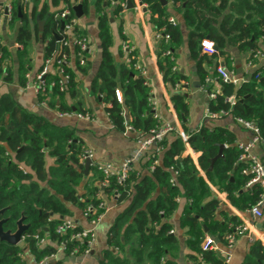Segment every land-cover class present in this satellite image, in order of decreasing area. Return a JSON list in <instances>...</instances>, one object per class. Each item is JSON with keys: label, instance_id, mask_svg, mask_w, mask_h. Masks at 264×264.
I'll use <instances>...</instances> for the list:
<instances>
[{"label": "trees", "instance_id": "1", "mask_svg": "<svg viewBox=\"0 0 264 264\" xmlns=\"http://www.w3.org/2000/svg\"><path fill=\"white\" fill-rule=\"evenodd\" d=\"M78 1L81 0H53L54 5L63 7L48 16L46 9L38 13L36 9L26 7L21 0L11 2L10 21L21 20L17 40L22 45L19 53V73H22L23 85L29 81L26 75L30 63L28 47L34 36L46 43L45 59L56 61L65 55L70 60L69 46L64 45V42L71 37L65 28H62L61 15L66 9L72 12L64 19L65 24L77 17L74 4ZM114 1L117 3L113 4ZM140 1L148 5L156 30L164 36L170 35L168 44L166 39H162L165 45L162 48L164 52L170 50L172 56H163L160 53L159 66L164 73V79L172 88L178 83L181 84L180 88L174 90L172 100L179 117L182 120L187 119L188 101L181 89L189 81V76L172 70L176 65L175 59L172 58L177 56L176 51L183 43L181 27L177 22L170 20L168 9L160 0ZM171 1L176 10L182 12L185 24L190 28L189 47L193 56L198 58L197 74L203 84L209 76L204 63H212L206 56H199L203 38L213 39L222 54L226 53L228 44L238 46L241 51H249L253 56L261 50L260 44H264V0ZM82 3L87 12L89 0H82ZM122 3H127V0H96V5L102 9L98 24L102 63L95 87L104 95L113 125L121 131H126L127 127L131 126L132 131L143 136L159 124L154 117L155 112L150 101L153 95L152 85L134 66L136 57L118 67L111 50V19L125 10L126 6ZM38 18H46L42 30L39 29ZM74 33H81L77 26ZM77 63L79 68L83 67L78 57ZM65 69L71 74L68 88L61 90V76L50 71L44 77L46 88L39 92L40 99L47 100L49 94L59 98L66 93L75 96L76 83L72 67L66 66ZM13 73V68L3 62L0 66V79L10 82L13 80ZM219 80L221 92L211 99L209 111L220 113L230 110V114L233 113L236 118L256 121L264 139V68L255 71L250 81L239 85L224 82L222 77ZM119 87L123 91L122 102L117 101L115 96ZM208 91H211V87H208ZM230 97L235 98L234 104L229 100ZM55 102L52 101V105H55ZM59 110L62 113L73 112L70 107L62 105ZM78 111L80 114L88 112L83 107ZM235 140L236 135L223 126H203L196 133L190 134L189 144L201 152L197 166L192 157L184 156L187 144L181 135L176 134L169 139L167 136L159 144L161 153L154 152L143 163L144 168L148 170L146 173H143V168L133 167L124 182L113 176L104 186L100 183L106 179L103 170L91 164L90 171H94L98 176H93L92 182H87L84 192L80 194L79 185L86 177L84 155L87 148L76 134V129L53 125L45 117L27 111L12 95L2 94L0 201L2 207L9 206L7 212L12 214L13 220L22 214L27 216L31 228L25 235H47L49 240L51 239L52 242L44 247L38 245L35 239L27 240L37 261H40L55 253V243L59 246L65 243L68 255L76 247L79 252L87 249L86 242L71 240L73 230L58 231L66 218L73 215L66 202L84 210L88 205L96 207V213L88 217V220H91L104 211L100 207L103 199L99 197L98 192L106 191L114 195L118 192V203L130 200V204L111 227L108 247L99 264H177L168 257L179 245L177 236L170 233L174 228L171 216L179 206V198L184 196L190 203L185 207L181 225L189 235L188 246L192 251L191 255L198 262L202 259L212 264H224V260L214 251L202 249L206 236L203 223L208 224L209 230L224 240L242 222L235 215H225L223 220L216 219L223 213L218 212L221 203L215 198L206 201L211 195V189L200 171H205L210 181L224 183L223 189L227 192L229 200L239 208L246 209L256 203L262 189L259 184L247 186L251 175L245 173L247 165L240 161L242 150L235 144ZM222 144L226 145L224 156L218 158L210 169ZM156 160L158 163H155ZM231 173L235 175V180H231ZM44 227H48L49 231H43ZM117 247L119 251L115 249ZM123 252L128 254L124 256ZM24 253L20 246L6 249L1 245L0 264H23L27 262ZM49 264L64 263L51 261ZM245 264H264V245L260 241L257 240L253 244Z\"/></svg>", "mask_w": 264, "mask_h": 264}, {"label": "crops", "instance_id": "2", "mask_svg": "<svg viewBox=\"0 0 264 264\" xmlns=\"http://www.w3.org/2000/svg\"><path fill=\"white\" fill-rule=\"evenodd\" d=\"M14 0H0V48L3 51L4 63L14 70L13 80L7 82L0 79V95L10 94L13 98L27 111L45 117L53 125L59 127H70L76 129V134L84 141L85 146L93 154L94 166L112 163L119 168L126 157H128L136 148L137 140L141 137L138 132L121 131L117 129L110 120L107 112V104L104 100V95L101 90L95 87L97 73L102 63L101 41L99 37V18L102 9L96 5V0H89L87 12L84 9L82 17H77V27L82 34L89 37L90 53L88 55L87 63L82 67H78L76 46L69 45V54L71 60V67L76 83V94L72 97L66 93L62 98L47 95V100L40 99L39 93L36 92L32 83L23 85L21 83L22 73H19V53L22 50V45L18 43L17 34L21 25V20L11 22L8 20L5 13V5ZM135 7L125 10L118 16L111 19V31L113 36V44L111 47L114 60L119 67L127 61L126 53L122 48V40H128L135 47V57L146 70L149 83L152 85L153 96L158 103V112L160 113L164 122L170 123L175 130L168 134V139L179 134V132L186 135L196 133L203 126L215 127L223 126L228 128L236 135V145L246 143L253 137V132L246 128L242 123L237 121L236 116L231 113L217 118L208 116L209 104L211 101L210 92L221 88L220 75L217 72V66H224L228 71L232 72L235 77L239 78L241 82L250 81L255 71L264 68V44H260L261 54L253 56L249 51H241L238 46L228 44L225 48L226 53L220 52L219 46L215 43L216 52L213 54L206 53L202 50L200 57L206 56L210 62L204 63L209 71V76L206 77V83L201 81L197 74L198 58H195L189 47V31L190 28L185 24L182 12H178L171 0L167 4L169 18H174L175 22L179 24L182 31L183 43L176 51L175 62L178 67V72H182L189 76L182 87V92L185 94L188 101V118L182 120L174 106L172 95L175 87L172 88L170 84L164 79V73L159 66L160 53L164 55L163 42L156 38V28L151 20V11L147 4L140 0H133ZM82 2L78 1V3ZM26 7L36 9L38 13L46 9L47 16L59 11L63 5H54L53 0H30ZM83 5V3H82ZM231 11V10H230ZM46 16V18H47ZM46 18L40 19L44 23ZM43 23V25H44ZM39 26V25H38ZM203 39H211L209 37ZM214 41L213 39H211ZM168 44V40L166 41ZM215 42V41H214ZM45 46L46 43L41 38L34 36L28 47V57L30 63L28 64L29 81L33 82L35 75L41 71L45 61ZM163 56H161L163 58ZM251 61V63H250ZM173 66V67H174ZM50 71L55 73L57 71L56 65H52ZM176 72V71H175ZM216 74V75H215ZM218 74V75H217ZM198 81L200 87L193 83ZM185 82V81H184ZM211 87V91H208ZM178 89V88H177ZM52 101H56L52 105ZM70 107L73 112L62 113L60 106ZM86 109L91 117L81 118L78 116V109ZM186 128V129H185ZM184 156H190L197 166H199V157L201 152H198L192 147L189 142ZM226 147V145H225ZM158 147H152L147 151L144 157L134 164V168H143V173L148 170L144 168L143 163L149 159V156L156 152ZM253 154L257 155L264 163V140L260 141L253 148ZM161 153V152H160ZM92 164V165H93ZM202 177L205 178L210 185L211 195L206 201L217 199L221 203L219 214L216 219L223 220L225 215H235L238 219L246 224L252 236L251 240L248 236L239 237L232 248H228L225 238L224 240L218 236L217 233L209 230L208 224L203 223L205 235H210L216 241V250L214 252L221 259H225V253L231 254V260L224 262V264H245V260L251 253L253 244L258 240L264 245V216L257 218L249 208L242 209L234 205L228 198L227 192L223 187L224 183L219 181L212 182L208 179L206 172L201 170ZM97 175L94 171H90L85 175V179L79 185V193L84 192L86 183L92 182L93 176ZM98 176V175H97ZM231 180H235V175L231 173ZM106 205L103 217L97 224V235L94 245L91 247L89 253H77L68 255L56 243L53 245L56 249L55 257L52 259L54 263L63 261L64 264H99L103 259V253L108 247V237L111 227L114 225L118 216L128 207L130 200L118 203L117 197L114 194L106 191H100ZM240 202V199L237 198ZM179 206L171 216V221L174 226L172 235H176L179 240V245L176 249L169 253L168 257L174 260L177 264H198L199 262L191 255V249L188 246L189 235L186 233V228L181 225V217L184 213L185 207L189 205V201L184 197L179 198ZM67 207L73 212V215L68 216L80 227H90V221L85 216L84 209L79 206L66 202ZM264 211V205H263ZM47 228V230L45 229ZM43 231L48 232V227ZM171 230V231H172ZM47 236V235H46ZM51 239L47 241L50 244ZM20 246V245H18ZM21 247V246H20ZM44 247V246H43ZM25 253V258L30 264H36L37 259L30 245L25 244L21 247ZM119 251L118 247L115 248ZM124 256L128 252L124 253ZM196 255H199L196 253ZM197 261V262H196Z\"/></svg>", "mask_w": 264, "mask_h": 264}, {"label": "built area", "instance_id": "3", "mask_svg": "<svg viewBox=\"0 0 264 264\" xmlns=\"http://www.w3.org/2000/svg\"><path fill=\"white\" fill-rule=\"evenodd\" d=\"M24 4H28L30 2V0H21ZM117 2L114 1L113 4H116ZM124 6H126V3H122ZM5 8L8 9V14H7V18L8 20H11V9H12V3L8 2L5 5ZM72 14V12L69 9H66L61 17L62 19H66L67 17H69ZM172 22H175L174 18L170 19ZM77 25V17H73L69 23L65 24V31L67 34L70 35L71 39L67 40L64 42V45L69 46L71 44H74L76 46V49L78 48L77 52H76V56L79 58L80 61V65L84 66L87 63L88 60V55L90 53V40L89 37L85 34H75L74 33V28ZM164 35L161 34V32H156V38L159 40L162 39H166V41L170 38L169 34H166L164 37ZM201 46H202V50H204L206 53L209 54H213L216 52V47H215V42L212 41L211 39H203L201 42ZM122 48L124 50V52L126 53L127 56V61L130 62L131 59L135 58V47L126 39L122 40ZM259 54H261V50L259 49L255 56H258ZM164 55L166 56H172V52L170 50H167L164 52ZM174 59V58H172ZM4 62V55H3V51L0 48V66L2 65V63ZM251 63V61H250ZM56 65L57 68V73L61 76L60 79V87L61 90H66L69 86V82L71 79V74L69 72L66 71L65 67L66 66H71V60L67 59V57L64 55L62 58L54 61L52 59H45L44 61V65L41 69L40 72L37 73V75H35V79L33 82V78L32 80L28 81V85H30L32 83V86H34L35 90L37 93H39L40 91H44L46 86L44 83V77L47 73L50 72V68L52 65ZM134 66L136 67V69H138L140 71V73L146 77L147 76V70L138 62L136 61ZM173 71H178V67L174 66L172 68ZM217 72L218 74L222 77L224 82H230V83H234L236 85L241 84V80L237 77L234 76V74L230 71H228L224 66H217ZM260 72L257 74L259 75ZM27 77H29V74L27 75ZM181 84L178 83L175 86V89L180 88ZM221 92V88L214 90L210 93V97L213 99L217 96L218 93ZM115 96L117 101L122 102L123 101V91L122 89L119 87L116 89L115 91ZM152 106H153V111L155 112L154 117L158 120V126L151 129L147 134H144L143 136H141L138 140H137V146L135 148V150L124 159V161L122 162V165L117 168L116 166H114L112 163H106L103 165H98V167H100L104 174L106 179L101 181L100 183L102 185H107V183L109 182V178L110 177H117V179L120 182H124L130 171H132L133 166L136 162H138L139 160H141L144 155L147 153V151H149V149H151L152 147H158L156 152L160 153L161 152V148H159V144L168 136V134L175 130V128L167 122H164L160 113L158 112V103L156 101V99L154 98V96L152 95V97L150 98ZM229 100L231 101L232 104L235 103V98L234 97H230ZM230 110L229 111H222L220 113H215V112H208V116L211 118H217V117H221L227 114H230ZM78 116L81 118H90L91 115L89 112L87 113H83L80 114L78 113ZM237 121L242 123L246 128H248L249 130H251L253 132V137L246 143H240L238 146L239 148L242 150L241 156H240V161L245 163L246 166V170L245 173L250 174L251 175V179L249 180L247 186H252L254 184H259L262 191L260 193L259 199L256 203H254L253 205H251L249 207V210L257 217V218H262L264 216V211H263V205H264V163L263 161L255 154H253V148L255 147V145H257V143H259L260 141H263V137H262V133H261V129L260 127L257 125L256 121L254 120H245L243 118L238 117ZM126 131L130 132L132 131V127L128 126ZM199 131V130H198ZM179 135H181V137L183 138V140L185 141V143H188V138L189 135H186L184 133L179 132ZM87 158L93 159V154L92 152L87 149L84 155V160L86 161ZM155 163H158V160L155 161ZM93 164V162H92ZM154 167V166H153ZM152 169V168H151ZM120 194L117 192L115 193V197H119ZM99 197L101 199H103L101 197V195L99 194ZM100 207L102 209H106V205L104 203V201L102 200V202L100 203ZM97 208L93 207L92 205H88L85 210V216L88 218L91 214L96 213ZM103 211V213H104ZM103 213L102 214H98L95 218H92L90 221V227H81L79 229L80 226H78L77 223H75L73 220L71 219H66L64 221V223L62 225L59 226L58 231H65L67 229H71L73 230L72 235H71V240H81L82 243H84V239L86 240V243L91 246L92 244L95 243L96 240V235H97V224L100 222V220L103 217ZM174 230L171 231V233H173ZM248 236L251 240L254 239V237L251 234V231L249 229V227L246 224L241 223L240 225H237L232 232H230L226 239V244L228 248H232L237 239L239 237L242 236ZM24 240H28V239H35L37 244L40 246H45L47 241L49 240V237L44 235L41 236L39 234H27L24 235ZM61 249L63 251H66V244L62 243L60 245ZM202 249L203 250H209V251H214L216 250V241L214 240V238L210 235H207L204 237L203 242H202ZM90 249H84L82 251L79 252V248L76 247L72 253L70 255H74L77 253H89ZM56 253H52L49 256H46L45 258H43L40 261H37L36 264H49L52 259L55 257ZM23 260H25V258H22ZM231 260V254L229 252L225 253V259L224 262H229ZM23 264H28L26 261ZM198 264H212L210 262H206L204 260H200V262Z\"/></svg>", "mask_w": 264, "mask_h": 264}, {"label": "water", "instance_id": "4", "mask_svg": "<svg viewBox=\"0 0 264 264\" xmlns=\"http://www.w3.org/2000/svg\"><path fill=\"white\" fill-rule=\"evenodd\" d=\"M167 1L168 0H161V2L163 4H167ZM134 7H135L134 1L133 0H127L126 8L127 9H132ZM74 10H75L76 16L78 18L82 17L83 14H84L82 2H80L78 4H74ZM19 12H20V15H21V7H19ZM5 13H6V15L8 14V9L7 8L5 9ZM43 23L44 22L42 20L38 19V25H39V29L40 30L43 29ZM64 27H65V23H64V20H62V28H64ZM193 84L195 86H198V88L200 87V83L198 81H195ZM184 120H186V119L184 118ZM224 148H225V144H222L220 146L219 154L213 159V163H212L210 169L213 168V164L218 158L224 156L223 155ZM85 162L86 163H85L84 173H85V175H88L89 172H90V167H91V164H92L93 160L90 159V158H87ZM3 211H1V212H3ZM51 215H53V213H51ZM5 220L0 221V239L1 240H5V241H7L8 243H10L12 245H19L22 242L23 236L25 235V231L27 232V229L30 228L31 225L30 224L21 225V221H20L19 222L20 226L15 232H12L11 230L4 231L3 227L1 226V223H3ZM45 229L47 230V228H45ZM40 230L41 229H38V231H40Z\"/></svg>", "mask_w": 264, "mask_h": 264}, {"label": "flooded vegetation", "instance_id": "5", "mask_svg": "<svg viewBox=\"0 0 264 264\" xmlns=\"http://www.w3.org/2000/svg\"><path fill=\"white\" fill-rule=\"evenodd\" d=\"M8 210H9V206L2 207V202L0 201V221L6 219L3 223H1V226L3 227L4 231L11 230L12 232H15L20 226V224H19L20 221H21V225H27V224L31 225L27 216H25L24 214H22V216H20L16 220H13L12 214L7 212ZM1 211H3V212H1ZM30 228H31V226H30ZM30 228H28L27 231ZM25 233H26V231H25ZM1 245L6 249L11 248L12 246H18V245H12V244L8 243L7 241L0 239V246Z\"/></svg>", "mask_w": 264, "mask_h": 264}, {"label": "rangeland", "instance_id": "6", "mask_svg": "<svg viewBox=\"0 0 264 264\" xmlns=\"http://www.w3.org/2000/svg\"><path fill=\"white\" fill-rule=\"evenodd\" d=\"M25 244H28L26 240H24V237H23V240L22 242L19 244L21 247L24 246Z\"/></svg>", "mask_w": 264, "mask_h": 264}, {"label": "bare ground", "instance_id": "7", "mask_svg": "<svg viewBox=\"0 0 264 264\" xmlns=\"http://www.w3.org/2000/svg\"><path fill=\"white\" fill-rule=\"evenodd\" d=\"M66 219H69V218H66ZM84 242H86V240L84 239ZM87 244V243H86ZM94 244H92L91 246H89L88 244H87V249L89 248V249H91V247L93 246ZM28 264H30L29 262H28Z\"/></svg>", "mask_w": 264, "mask_h": 264}, {"label": "clouds", "instance_id": "8", "mask_svg": "<svg viewBox=\"0 0 264 264\" xmlns=\"http://www.w3.org/2000/svg\"><path fill=\"white\" fill-rule=\"evenodd\" d=\"M23 240V239H22Z\"/></svg>", "mask_w": 264, "mask_h": 264}]
</instances>
